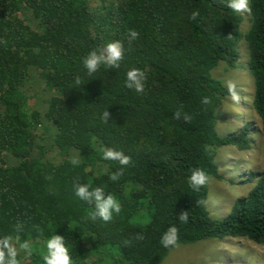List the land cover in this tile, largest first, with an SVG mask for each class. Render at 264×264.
I'll list each match as a JSON object with an SVG mask.
<instances>
[{"label":"trees","instance_id":"16d2710c","mask_svg":"<svg viewBox=\"0 0 264 264\" xmlns=\"http://www.w3.org/2000/svg\"><path fill=\"white\" fill-rule=\"evenodd\" d=\"M230 2L0 0V238L12 237L17 264H42L39 248L53 232L64 237L73 264H161L176 247L204 241L264 247V171L247 178L249 192L226 216L206 207L208 180L222 178L216 150L248 144L247 126L217 134V110L232 94L212 76L220 62L249 73L264 140V0H247L246 23ZM113 40L124 49L119 66L89 75L82 58L102 54ZM132 68L144 73L142 92L125 86ZM32 72L50 93L43 115L27 109ZM42 119L52 131L50 147L37 133ZM106 149L128 163L105 160ZM54 151L59 163L46 158ZM195 169L207 179L193 187ZM82 184L88 194L103 187L102 198L111 194L119 212L107 222L93 218V203L75 195ZM171 226L175 243L162 245ZM17 237L37 251L26 254Z\"/></svg>","mask_w":264,"mask_h":264},{"label":"rangeland","instance_id":"374dc122","mask_svg":"<svg viewBox=\"0 0 264 264\" xmlns=\"http://www.w3.org/2000/svg\"><path fill=\"white\" fill-rule=\"evenodd\" d=\"M96 4V3H94ZM246 8L237 10L243 15L244 23L248 19ZM243 47V44L241 45ZM212 76L222 81L227 87L231 85V97L217 110V134L220 137L240 134L248 127L247 147L217 149L214 162L218 166L221 180H208V200L206 207L213 217H224L229 213L232 202L246 196L251 185L246 183L252 174L264 171V140L258 134L259 120L251 110L252 83L247 71H229L224 63H219ZM24 93L27 96V109H37L43 115L50 93L35 72L31 73ZM235 97V99L233 98ZM43 126L37 131L45 146L50 147L52 131L42 119ZM47 159L59 163L62 158L57 151L49 153ZM77 152H70L71 161L78 160ZM245 183V184H244ZM16 254L20 252L15 245ZM24 257V254H22ZM161 264H264V247L245 239L239 241H204L192 245L176 247Z\"/></svg>","mask_w":264,"mask_h":264},{"label":"clouds","instance_id":"9594fccd","mask_svg":"<svg viewBox=\"0 0 264 264\" xmlns=\"http://www.w3.org/2000/svg\"><path fill=\"white\" fill-rule=\"evenodd\" d=\"M235 10H241L246 8L245 0H231L228 5ZM197 16L196 11H192L190 14V19H195ZM137 33L133 30H129L128 38L129 41L135 40ZM123 45L120 40H113L107 42L103 46L102 54H98L96 50H90L82 58V66L86 72L90 75L96 72L101 65L110 66L116 68L119 66V61L123 55ZM144 73L136 68H132L125 73V86L128 89L134 90L139 93L143 91L144 87ZM76 84L80 83L79 78L75 80ZM231 90V85H229ZM235 99V97H233ZM105 118H108L107 112L104 114ZM105 160H115L118 161L120 165H125L128 163V158L118 151L112 149H106L102 153ZM77 160H73V164H77ZM122 170H117L112 174L111 179L115 180L121 174ZM206 174L201 169H195L192 171L190 177V183L193 187L202 185L206 182ZM88 184H82L76 187L75 195L84 201H91L94 205L93 218H99L100 220L107 222L111 219L113 213H118L120 210L119 201L115 199L111 194H107L104 197L105 190L103 187H96L91 194L86 192ZM179 218L184 221L186 220V214H180ZM177 229L171 226L161 237L162 245H173L176 240ZM12 237L5 236L0 238V264H17L16 262V250L9 243ZM19 248L23 249L26 254L31 255L33 252L37 251L32 245L29 244L27 240L19 241L16 238ZM39 258L42 264H73V260L70 256L69 245L65 242L63 236L54 234V232L48 236L42 247L39 248Z\"/></svg>","mask_w":264,"mask_h":264}]
</instances>
